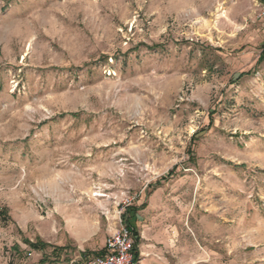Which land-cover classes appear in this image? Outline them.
I'll list each match as a JSON object with an SVG mask.
<instances>
[{
    "label": "rangeland",
    "instance_id": "rangeland-1",
    "mask_svg": "<svg viewBox=\"0 0 264 264\" xmlns=\"http://www.w3.org/2000/svg\"><path fill=\"white\" fill-rule=\"evenodd\" d=\"M263 50L264 0H0V264L141 206L137 264H264Z\"/></svg>",
    "mask_w": 264,
    "mask_h": 264
},
{
    "label": "built area",
    "instance_id": "built-area-1",
    "mask_svg": "<svg viewBox=\"0 0 264 264\" xmlns=\"http://www.w3.org/2000/svg\"><path fill=\"white\" fill-rule=\"evenodd\" d=\"M138 255L133 231L127 225L110 235L105 242L103 255L84 264H137Z\"/></svg>",
    "mask_w": 264,
    "mask_h": 264
},
{
    "label": "trees",
    "instance_id": "trees-1",
    "mask_svg": "<svg viewBox=\"0 0 264 264\" xmlns=\"http://www.w3.org/2000/svg\"><path fill=\"white\" fill-rule=\"evenodd\" d=\"M261 59L264 60V50L261 54ZM243 75V74H242ZM145 206H141L140 209H144ZM138 212V209L137 208H131L128 210V213L130 214V218L131 219H134V221H136V213ZM0 216L5 220V221H8L10 220L8 214H7V210H2L0 211ZM131 221L128 219L126 221L127 223V226L128 228H130L133 233H134V237H135V241H136V250H137V246L139 245L140 243V238H139V235L137 233V230L134 228V226L130 223ZM26 243L29 245V247L34 250V251H37V252H43L45 251L47 248H50L52 246H50L49 244L41 241V240H38L36 241L35 243H32L30 241H26ZM62 249L61 248H54L53 250V253H58V252H61ZM104 251V250H103ZM99 256L103 255V252L99 253L98 254ZM84 257H86V255H84ZM48 258H44L43 261H46Z\"/></svg>",
    "mask_w": 264,
    "mask_h": 264
},
{
    "label": "crops",
    "instance_id": "crops-1",
    "mask_svg": "<svg viewBox=\"0 0 264 264\" xmlns=\"http://www.w3.org/2000/svg\"><path fill=\"white\" fill-rule=\"evenodd\" d=\"M144 209H145V207H144ZM144 209H138V212L136 213V221H135V225H134V228L137 230L138 229V220H139V212L141 211V210H144ZM137 233H138V230H137ZM139 235V234H138ZM140 241H141V239H140ZM139 245H140V243H139ZM139 245L137 246V255H138V259H139Z\"/></svg>",
    "mask_w": 264,
    "mask_h": 264
}]
</instances>
